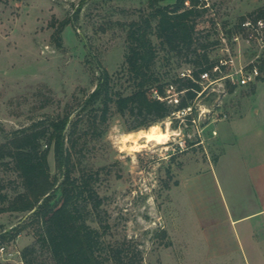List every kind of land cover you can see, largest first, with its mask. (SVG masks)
<instances>
[{"label": "rangeland", "instance_id": "obj_1", "mask_svg": "<svg viewBox=\"0 0 264 264\" xmlns=\"http://www.w3.org/2000/svg\"><path fill=\"white\" fill-rule=\"evenodd\" d=\"M202 3L207 10L196 17V42L189 51L162 45L153 20L151 37L157 48L153 69L159 76L155 83L165 84L172 104L182 98L178 78L186 68L212 63V72L218 75L229 66L219 30L230 34L264 0ZM151 11L149 0H0V144L34 121L47 125L54 117L71 114L74 120L83 115L75 133L80 137L73 148L74 174L93 173V186L103 196L101 207L91 215L92 225L99 227L97 218L106 217L110 224L106 239L130 240L132 249L142 250L143 264H218V222L224 226L228 222L216 161L223 148L218 112L231 118L255 83H212L195 102L198 127L183 129L178 126L181 121L172 123L170 118L141 127L156 125L169 135L166 142H151L140 150L132 148L130 132L139 130L129 128L134 117L113 108L108 122L99 127L103 132L93 137L87 118L100 104L80 113L102 73L100 64L111 74L115 90L132 91L125 60L128 32L134 20ZM65 19L71 22L61 32L62 45H57L54 33ZM205 52L209 60L202 58ZM232 52L239 62L237 48ZM185 133L186 145L181 146ZM48 158L55 175L53 144ZM0 182L11 197L23 188L9 157H0ZM26 216L16 210L0 212V233L15 231ZM37 235L31 222L19 234L2 239L0 263L54 264L39 243L31 262L23 260V249L34 244Z\"/></svg>", "mask_w": 264, "mask_h": 264}, {"label": "trees", "instance_id": "obj_2", "mask_svg": "<svg viewBox=\"0 0 264 264\" xmlns=\"http://www.w3.org/2000/svg\"><path fill=\"white\" fill-rule=\"evenodd\" d=\"M149 3L152 11L140 20H134L128 32L125 60L133 79L132 91L115 90L111 74L100 64L102 73L82 104L80 113L91 105L96 109V104H100L87 118L93 137L103 132L99 127L108 122L113 108L134 117L130 129L149 127L169 118L174 110L200 97L202 85L198 80L201 72L212 70V63L199 64L193 68L192 76H180L178 90L183 93L182 98L177 104L167 99L165 84L155 83L159 76L153 69L157 58V48L151 37L153 20H157L155 32L162 45L178 52L189 51L196 42V17L204 14L207 7L202 0H175L167 4L149 0ZM254 12L264 17V5ZM69 22L70 19H65L54 33L57 45H62L61 32ZM201 56L209 60L206 52ZM261 67L264 70V63ZM82 120L83 115L72 120L71 114L54 117L47 125L37 120L17 129L10 139L0 144V157L10 158L23 187L11 197L4 189L5 184L0 182V212L16 210L27 213L25 221L17 225L15 231L0 233V241L8 235L19 234L27 223L32 222L37 226L38 235L35 243L22 251L27 263L31 262L35 245L39 243L54 264H143L142 250L138 247L132 249L130 240L124 238L112 243L106 239L110 228L106 217L97 218L99 227L90 222L92 213L101 207L103 196L93 186V173L74 174L73 148L80 137L75 133ZM52 144L57 168L55 175L48 158Z\"/></svg>", "mask_w": 264, "mask_h": 264}, {"label": "crops", "instance_id": "obj_3", "mask_svg": "<svg viewBox=\"0 0 264 264\" xmlns=\"http://www.w3.org/2000/svg\"><path fill=\"white\" fill-rule=\"evenodd\" d=\"M243 102L218 122L219 192L228 216L226 226L218 222V264H264V75Z\"/></svg>", "mask_w": 264, "mask_h": 264}, {"label": "built area", "instance_id": "obj_4", "mask_svg": "<svg viewBox=\"0 0 264 264\" xmlns=\"http://www.w3.org/2000/svg\"><path fill=\"white\" fill-rule=\"evenodd\" d=\"M219 31L220 39L229 53V66L218 75H214L212 70H203L201 78L198 80L202 85V91L199 95L204 94L207 87L216 81H220L219 84L222 85H225L228 81L232 84L247 82L254 84L264 75V70L261 67L264 63V17L248 14L239 22L238 27L231 30L230 34L222 29ZM234 47L237 48L240 63L234 58L232 52ZM246 52L248 53L246 54ZM192 71L193 68L188 67L182 72V75L192 76ZM205 82H207L206 85ZM196 101L197 99L189 105L174 110L169 117L171 122L173 123L174 120L181 121L178 126L183 129L195 125V127H198ZM227 116L226 112H218V120L225 119ZM186 141L187 136L185 133L184 142L180 143L181 146L186 145ZM0 249L3 250L4 246H1Z\"/></svg>", "mask_w": 264, "mask_h": 264}, {"label": "bare ground", "instance_id": "obj_5", "mask_svg": "<svg viewBox=\"0 0 264 264\" xmlns=\"http://www.w3.org/2000/svg\"><path fill=\"white\" fill-rule=\"evenodd\" d=\"M130 135H133V138H131L133 142L132 144L133 150H140L141 148L148 146L149 143L151 142H156V143L166 142L167 136L169 134L162 131V129L159 128L158 126L154 125L149 129L144 128L137 130L135 133L130 132Z\"/></svg>", "mask_w": 264, "mask_h": 264}]
</instances>
